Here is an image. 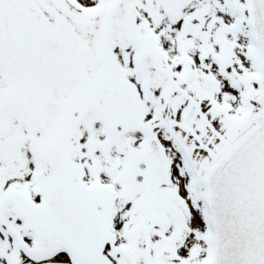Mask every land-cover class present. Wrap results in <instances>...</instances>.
Instances as JSON below:
<instances>
[{"label":"snow or ice","instance_id":"6c2138e0","mask_svg":"<svg viewBox=\"0 0 264 264\" xmlns=\"http://www.w3.org/2000/svg\"><path fill=\"white\" fill-rule=\"evenodd\" d=\"M0 264H264V0H0Z\"/></svg>","mask_w":264,"mask_h":264}]
</instances>
